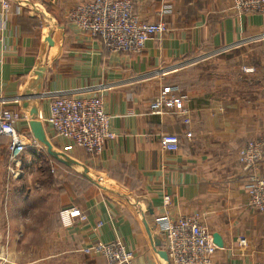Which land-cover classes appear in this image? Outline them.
Wrapping results in <instances>:
<instances>
[{"label":"crops","instance_id":"0c3cea01","mask_svg":"<svg viewBox=\"0 0 264 264\" xmlns=\"http://www.w3.org/2000/svg\"><path fill=\"white\" fill-rule=\"evenodd\" d=\"M11 1L7 17L1 15L0 1V113L28 114L16 127L29 141L20 166H13L15 177L8 169L9 140L0 137L2 203L12 190L25 193L20 184L32 180L47 157L46 163L55 161L62 172L84 176L83 188H68V198L58 208H79L88 219H76L66 228L55 214L56 225L46 235L53 243L45 245L53 256L0 264H106L105 258L86 256L82 249L115 241L134 254L137 264H166L156 221L191 216H199L212 235L222 238L224 247L213 264H264V213L249 206L244 186L248 172L239 162V152L249 141L264 143V92L247 110L212 94L188 95L186 102L161 115L150 110L162 93L176 89L174 95H185L176 84L177 73L185 69L169 73L178 64L263 40L264 14H238L232 0H133L142 21H163L169 31L149 41L141 54H125L109 50L69 20L76 5L93 0ZM165 5L172 6L168 15L161 13ZM41 68L46 69L39 83L42 119L49 116L56 97H99L111 117L115 138L99 158L81 148L65 151L72 142L57 137L39 119L53 151L78 162L86 173L57 162L32 135L23 98L28 91L38 92ZM168 134L180 137L178 152L162 148L160 138ZM257 173L264 174V156ZM23 218L26 222L29 214L11 221L12 237L27 236L19 222ZM242 239L246 246L240 245Z\"/></svg>","mask_w":264,"mask_h":264},{"label":"built area","instance_id":"2783aa9c","mask_svg":"<svg viewBox=\"0 0 264 264\" xmlns=\"http://www.w3.org/2000/svg\"><path fill=\"white\" fill-rule=\"evenodd\" d=\"M0 1L1 15L7 17L12 11V1ZM232 8L238 14H264V0H232ZM17 11H20V7H17ZM171 11L172 6L165 5L161 13L168 15ZM68 18L81 32L101 39L109 50L125 54H141L149 41L157 40L169 31L163 21H142L135 13L133 0H93L78 4L69 12ZM188 63L190 62L178 64L170 69L169 73L187 67ZM174 91L156 96L150 104L151 112L161 115L188 100V96L174 95ZM28 119V114L22 112L0 113V136L9 140V160L12 165L10 170L15 177L18 172L13 166H20L21 155L29 141L27 136L17 129L16 124ZM39 119L50 126L57 137L72 142V145L65 147V151L81 148L93 158H99L107 143L115 138V134L110 130L111 117L105 112L104 102L99 97L53 98L49 105V116L44 119L39 116ZM160 143L165 151L180 150L181 141L176 134L162 135ZM263 147V142L251 141L239 154V161L248 172L244 186L249 206L258 213H264V174L257 173L264 156ZM165 202H169L168 197ZM59 217L66 228L71 227L76 219H88V216L76 207L62 209ZM98 226L102 224L99 223ZM156 231L163 239L170 264H213L219 248L214 244L213 235L202 224L199 216L177 220L159 218L156 221ZM246 244L244 239L240 240L241 246ZM82 253L86 256H101L105 258L106 264H137L134 254L120 241L93 243L83 248Z\"/></svg>","mask_w":264,"mask_h":264},{"label":"rangeland","instance_id":"374dc122","mask_svg":"<svg viewBox=\"0 0 264 264\" xmlns=\"http://www.w3.org/2000/svg\"><path fill=\"white\" fill-rule=\"evenodd\" d=\"M188 62L185 70L177 73L176 84L181 87L180 94H212L239 102L243 110L253 105L255 97H263L264 38L260 42L245 43ZM46 160L49 158H45L32 180L20 184L24 191L26 189L25 193L16 194V190H12L9 199V195L5 197L7 202L2 203L5 193L0 191V260L28 262L41 256H53L45 246L53 243V238L46 235H51L56 225L55 214L61 211L58 208L60 201L68 198L67 189L77 191L83 188L81 180L84 176L79 179L77 174H66L58 168V163L49 161L47 164ZM8 169L11 172L10 166ZM25 214H29V218L26 222L23 221L25 218L19 222L25 224L23 232L27 236L12 237V230L9 231L11 221Z\"/></svg>","mask_w":264,"mask_h":264},{"label":"water","instance_id":"95a60500","mask_svg":"<svg viewBox=\"0 0 264 264\" xmlns=\"http://www.w3.org/2000/svg\"><path fill=\"white\" fill-rule=\"evenodd\" d=\"M46 42L51 46L54 44L51 36H48L46 38ZM45 72H46V69L41 68L39 73H38L39 79H38V81H36V84L38 87V92H36L35 94H32L30 91H28L25 94V97L23 98L24 99L23 107L25 108V110L29 111L30 118H31L29 125H30L32 135L38 143H40L42 146H44L47 149L48 154L50 156H52L57 162L64 164L66 166H69V167H74L82 173H86L87 168L81 166L78 162L71 160L70 158L67 157V155L57 154L56 152L53 151L54 146L48 140L47 134H46L44 126H43V123L39 120V116H40L39 97H40V91H41V87H40L39 83L43 79V75ZM30 100H34L35 102L31 103ZM213 241H214V244L219 249H222L224 247L223 246L224 244H223V241H222V238L220 237V235L214 234L213 235ZM160 255H161L162 259L166 262V264H170L169 259H168V255L166 252H162Z\"/></svg>","mask_w":264,"mask_h":264},{"label":"trees","instance_id":"16d2710c","mask_svg":"<svg viewBox=\"0 0 264 264\" xmlns=\"http://www.w3.org/2000/svg\"><path fill=\"white\" fill-rule=\"evenodd\" d=\"M1 137V136H0Z\"/></svg>","mask_w":264,"mask_h":264}]
</instances>
